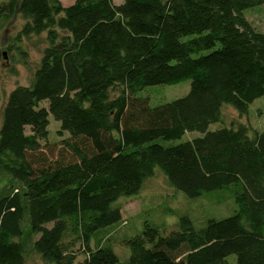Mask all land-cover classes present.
Instances as JSON below:
<instances>
[{
  "label": "trees",
  "instance_id": "trees-1",
  "mask_svg": "<svg viewBox=\"0 0 264 264\" xmlns=\"http://www.w3.org/2000/svg\"><path fill=\"white\" fill-rule=\"evenodd\" d=\"M263 4L0 0V29L18 13L17 40L46 32L48 41L30 83L0 110V264L32 254L45 264H264V131L208 130L223 105L242 115L264 95V33L243 14ZM185 79L187 94L169 102L137 95ZM49 115L68 135L57 154L44 149ZM190 131L200 135L168 143ZM156 170L187 198L230 187L236 209L200 228L182 215L166 234L145 222L122 239V261L96 236L122 220L118 198Z\"/></svg>",
  "mask_w": 264,
  "mask_h": 264
},
{
  "label": "rangeland",
  "instance_id": "rangeland-1",
  "mask_svg": "<svg viewBox=\"0 0 264 264\" xmlns=\"http://www.w3.org/2000/svg\"><path fill=\"white\" fill-rule=\"evenodd\" d=\"M74 0H60L63 6L71 4ZM115 4L122 0H112ZM245 18L259 32L264 33V4L245 9ZM25 20L18 14L13 17L0 29V49L3 57L0 59V110L5 102L6 96L11 89L17 85H28L31 81L34 69L41 57L43 48L48 44L46 32L28 37L17 34L22 28ZM59 33L61 31L58 30ZM18 49L24 51L18 53ZM190 81L182 80L176 84H156L144 87L137 95L148 98L150 106H156L182 97L189 91ZM118 90L112 89L113 96ZM41 105L45 106V102ZM49 135L45 141L44 149L48 154L49 150L57 154L62 149L61 139L67 138L66 132L58 135L59 122L51 115L48 116ZM243 123L258 132L264 131V95L254 99L249 105L245 114H239L232 106L221 107V120L211 123L208 130H215L221 126ZM198 131L185 132L180 138L168 143H180L199 136ZM44 143V142H42ZM116 205L121 208L122 220L97 234V238H104L109 242L120 260H125L129 254V248L122 239L138 234L144 223L156 226L160 234H166L177 228V220L180 216L189 217L195 228L202 227L209 218L221 219L233 213L236 205L233 199V192L230 187H224L195 198H187L183 193L177 192L166 181L163 174L156 170L154 175L147 178L141 189L131 196H120ZM71 239V238H70ZM89 246H95V239L92 238ZM76 253L75 263L84 259L83 248L79 242L73 246ZM231 261L232 257H228ZM27 264H45L39 256L32 254L27 258Z\"/></svg>",
  "mask_w": 264,
  "mask_h": 264
}]
</instances>
